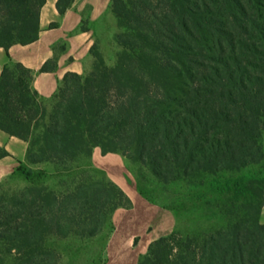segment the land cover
Returning <instances> with one entry per match:
<instances>
[{
	"label": "trees",
	"instance_id": "16d2710c",
	"mask_svg": "<svg viewBox=\"0 0 264 264\" xmlns=\"http://www.w3.org/2000/svg\"><path fill=\"white\" fill-rule=\"evenodd\" d=\"M45 2L0 0V48L38 40ZM110 10L122 49L114 65L98 59L86 75L68 72L49 99L23 64L2 71L0 129L28 142L27 163L56 169L21 161L13 174L29 186L0 192V264H57L49 238L95 237L132 208L113 181L83 177L95 148L132 156L164 183L264 160V0H112ZM53 174L79 181L57 193L43 181ZM138 264H264V224L202 241L161 237Z\"/></svg>",
	"mask_w": 264,
	"mask_h": 264
},
{
	"label": "rangeland",
	"instance_id": "374dc122",
	"mask_svg": "<svg viewBox=\"0 0 264 264\" xmlns=\"http://www.w3.org/2000/svg\"><path fill=\"white\" fill-rule=\"evenodd\" d=\"M69 3L70 0L63 1L64 5ZM88 27L93 30L94 44L89 67L82 75L88 74L98 59L114 65L116 56L122 51L115 42L120 29L111 10L90 26L85 22L83 28ZM261 145L264 153V132ZM119 154L122 160L117 154L104 155L101 161L97 158L96 164L101 168L89 162L83 177L113 181L136 201V208L132 200L133 212L122 220H115L113 216L95 237L81 238L71 234L49 238L48 247L60 255L57 264H138L150 244L161 237L180 234L202 241L212 233L242 223L250 225L259 220L264 224V160L240 170L198 172L164 183L149 166L132 156ZM114 157L120 158L114 160ZM24 163L35 172L45 169L50 174L56 169L52 164L31 165L26 160ZM16 168L0 181V192L12 194L29 186L27 181L13 174ZM74 176L53 174L43 181L50 190L59 193L74 188L79 181ZM12 261L6 258V264Z\"/></svg>",
	"mask_w": 264,
	"mask_h": 264
},
{
	"label": "crops",
	"instance_id": "0c3cea01",
	"mask_svg": "<svg viewBox=\"0 0 264 264\" xmlns=\"http://www.w3.org/2000/svg\"><path fill=\"white\" fill-rule=\"evenodd\" d=\"M59 1L46 0L43 5L40 13V34L37 41L28 45L15 44L8 50L0 48V76L8 62L21 63L32 70V86L46 99L56 94L68 72L78 74L86 72L91 61L94 37L93 30L89 27L83 28V25L87 22L90 26L98 21L110 11L112 2V0H70L64 13H60ZM48 62L54 64V70L42 72V67ZM28 145L27 141L11 136L0 129V147L9 153V156L0 160V181L9 175L19 162L26 160ZM111 154L120 155L109 153L105 156ZM102 156H104L102 150L95 148L92 162L99 168L101 167L96 164V160L98 158L101 161ZM118 158L120 157L112 159L117 160ZM120 159L122 160V156ZM102 169L114 177L109 170L103 167ZM132 200L135 209L137 204L134 199ZM131 212L133 208H119L114 214V219L122 220L123 216H129Z\"/></svg>",
	"mask_w": 264,
	"mask_h": 264
}]
</instances>
